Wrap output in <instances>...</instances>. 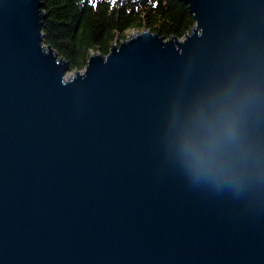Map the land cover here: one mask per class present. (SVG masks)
I'll use <instances>...</instances> for the list:
<instances>
[{"label": "water", "instance_id": "water-1", "mask_svg": "<svg viewBox=\"0 0 264 264\" xmlns=\"http://www.w3.org/2000/svg\"><path fill=\"white\" fill-rule=\"evenodd\" d=\"M186 2L183 37L135 29L67 76L41 0H0V264H264V179L195 181L168 135L235 81L264 155V0Z\"/></svg>", "mask_w": 264, "mask_h": 264}, {"label": "clouds", "instance_id": "clouds-1", "mask_svg": "<svg viewBox=\"0 0 264 264\" xmlns=\"http://www.w3.org/2000/svg\"><path fill=\"white\" fill-rule=\"evenodd\" d=\"M259 110L258 88L233 81L173 112L168 135L193 180L241 185L264 179V155L248 134Z\"/></svg>", "mask_w": 264, "mask_h": 264}, {"label": "trees", "instance_id": "trees-1", "mask_svg": "<svg viewBox=\"0 0 264 264\" xmlns=\"http://www.w3.org/2000/svg\"><path fill=\"white\" fill-rule=\"evenodd\" d=\"M44 42L84 69L92 51L109 53L117 37L144 27L162 37H183L195 24L186 0H41Z\"/></svg>", "mask_w": 264, "mask_h": 264}, {"label": "rangeland", "instance_id": "rangeland-1", "mask_svg": "<svg viewBox=\"0 0 264 264\" xmlns=\"http://www.w3.org/2000/svg\"><path fill=\"white\" fill-rule=\"evenodd\" d=\"M132 32H133V31H129V32H127V34H126L125 36H123V37L120 36L119 39H118V41L120 42L122 39L128 37ZM74 71H75V70H72V69H71L70 71H68L67 76L73 74Z\"/></svg>", "mask_w": 264, "mask_h": 264}]
</instances>
